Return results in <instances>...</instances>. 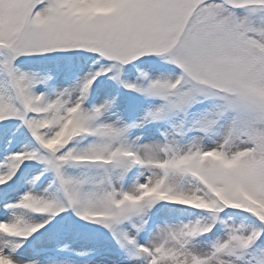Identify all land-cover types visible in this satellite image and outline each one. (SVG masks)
<instances>
[{
	"label": "snow or ice",
	"instance_id": "1",
	"mask_svg": "<svg viewBox=\"0 0 264 264\" xmlns=\"http://www.w3.org/2000/svg\"><path fill=\"white\" fill-rule=\"evenodd\" d=\"M0 264H264V0H0Z\"/></svg>",
	"mask_w": 264,
	"mask_h": 264
}]
</instances>
